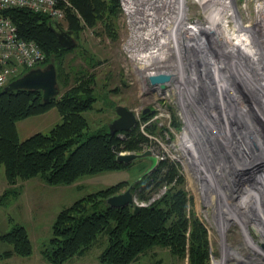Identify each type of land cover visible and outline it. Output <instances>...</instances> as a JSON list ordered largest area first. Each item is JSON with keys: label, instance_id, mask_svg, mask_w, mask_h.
Segmentation results:
<instances>
[{"label": "rangeland", "instance_id": "1", "mask_svg": "<svg viewBox=\"0 0 264 264\" xmlns=\"http://www.w3.org/2000/svg\"><path fill=\"white\" fill-rule=\"evenodd\" d=\"M207 2L199 4L194 0H181L182 22L185 26H194L195 22L202 24H198L201 27L196 26L199 27V34L195 33L194 29L191 35L179 36V40L180 37L184 40L183 45L194 44L191 46V52L183 48L181 43L179 52L174 47L170 52L168 62L173 60V65L178 66V69L188 76L185 81L188 84L182 94L171 83L161 90H148L136 79L131 62L121 48L126 33V24L121 12L117 21V41L113 42L104 35L96 36L89 29L82 32L83 44L100 60L93 67L97 81L94 92L96 101L93 109L84 112L88 119L87 133L93 134L104 126L108 127L116 117V105L132 110L137 118L135 125H138V129L145 133L149 140L141 143L140 150L119 153L149 151L153 157L161 161H171L177 166L179 174L184 178V188L191 197L192 208L207 230L209 264H264V8L263 13L261 9L264 0H246L245 4L236 0L234 6L238 13L234 19L225 18L226 16L219 19V14L212 18L209 12L205 17L204 13L211 7ZM173 18H167L169 25L174 24ZM213 19L217 20L214 22ZM235 19L242 25H248V34L254 43V50L259 53L252 54L248 51L251 47L245 42V37L236 38L229 35L237 29ZM198 35L205 36L207 41L217 37V41L213 42V46L207 42L208 48L202 51V38H197ZM237 39L239 46L235 47L232 43ZM217 42H220V45H217ZM246 47L248 49H245ZM196 49L202 51L200 67L197 66L196 54H192ZM213 59L218 62L226 76L227 85L231 90L233 87L237 91L235 100L230 101L227 97L229 94H223L215 82ZM223 65H227L233 72L235 69L236 75L238 74V78L234 76L236 83L228 76ZM204 67L207 71L205 74ZM160 69L166 71L167 67ZM192 77L195 79H191ZM240 82H244L246 87ZM220 86L224 87L223 84ZM145 109H148V112L150 110L151 114L148 119L143 120L141 115ZM173 117L179 126L173 124ZM60 121L57 110L51 107L42 115L17 121L18 136L22 140L36 132L46 133ZM149 124L154 125V132L146 131ZM249 130H252L254 136L252 132L249 135ZM196 131L199 134L197 137ZM230 133L234 136V141L230 139ZM246 137L254 141L253 147ZM191 147L195 148L194 154L197 155H192ZM246 147L249 153L245 152ZM244 160L248 164L239 167L242 166L240 162ZM140 161L151 165V161L146 158L135 160L128 168L84 175L69 185H48L41 181L38 187L31 188L32 183L29 182L37 178L26 180L27 183L18 199L10 197L6 204L0 206L5 218L0 233L9 231L14 222L23 225L34 240L33 252L29 256L32 259L37 256L34 245L40 246L42 241L50 237L51 224L60 209L91 191L123 180L133 182L143 171ZM0 174L4 177L2 166ZM165 190L167 186L159 188L146 200L135 198L134 205L147 206L160 198ZM252 194L256 196H253V202H250L247 196ZM244 198L245 202L242 204ZM257 200L260 208H256ZM258 209L262 211L259 212ZM107 242V235L100 234L84 255L71 261L72 264H98L97 256ZM7 247V243L0 242V250ZM13 258L21 257L14 255L10 260H14ZM28 258L24 260L32 261ZM130 264H187V259L177 260L172 258L168 249L154 246Z\"/></svg>", "mask_w": 264, "mask_h": 264}, {"label": "trees", "instance_id": "2", "mask_svg": "<svg viewBox=\"0 0 264 264\" xmlns=\"http://www.w3.org/2000/svg\"><path fill=\"white\" fill-rule=\"evenodd\" d=\"M58 5L64 11L59 21L26 7L0 10V15L14 24L19 38L34 42L41 50L43 60L38 67L53 61L59 89L58 95L46 102L40 90H3L29 68L0 86V166L6 183L0 205L17 196L24 181L32 178L48 185H69L84 175L128 168L135 160L124 164L116 161V155L140 150L141 143L149 140L138 125L114 134L105 126L87 133L84 112L93 109L96 101L93 67L100 60L89 52L81 35L89 29L96 36L117 41L119 0H58ZM53 22L71 32L76 40L73 47L66 49L58 42L51 28ZM51 107L61 121L46 133L36 132L21 140L16 122ZM150 114V110L142 113L141 119H148ZM173 124L179 126L174 117ZM146 131L154 132V125H147ZM141 166L143 171L133 182L123 180L91 191L60 209L51 224L50 237L39 246L41 256L50 264L70 262L84 255L105 233L107 245L97 256L101 264H130L154 246L168 249L177 260L186 258L187 264H209L207 230L192 208L177 166L160 159L151 173H147L150 164ZM130 185L137 200L148 199L163 186L167 190L137 212L133 205L111 207L106 203L107 197ZM0 242L9 245L0 250V258L28 257L33 252L26 228L15 222L9 231L0 233Z\"/></svg>", "mask_w": 264, "mask_h": 264}, {"label": "built area", "instance_id": "3", "mask_svg": "<svg viewBox=\"0 0 264 264\" xmlns=\"http://www.w3.org/2000/svg\"><path fill=\"white\" fill-rule=\"evenodd\" d=\"M194 1L198 2V0ZM205 1L209 2L210 8L223 10L221 18L226 16L225 18L232 17L234 19L238 13L234 6L236 5V0ZM239 1L241 4L246 2V0ZM178 2L179 0H119L120 12L126 24V33L121 42V48L125 57L131 62V69L136 79L141 82L143 88H148V90L163 89L159 84H152L149 81V76L167 73L155 67L153 62L158 60V58L165 59L168 57L179 39L178 34L175 32V25H169L170 21L166 18L167 13L169 14L170 12L171 15L176 13L180 3ZM199 4L203 3L199 2ZM258 4L261 5L260 2ZM168 5L171 9H169ZM9 7H26L33 11L46 13L50 18L58 21L64 15L62 7L58 5V0H0V10ZM262 8H264L263 5H261ZM259 9L260 7L257 12ZM204 14L206 17L208 10ZM234 21L238 31L235 29V31L233 30L234 33L232 28L230 29L229 27L233 32L229 33V35H233V37L239 35L241 37L244 34L245 42L254 50V43L248 34L250 28L247 25H242L237 19ZM237 23L241 26L240 31ZM198 24L201 23L195 22L194 25ZM199 36L202 38L200 47L204 51H206L207 42L209 45H214L212 41H207L205 36ZM180 40L183 45V38L180 37ZM192 45L194 44L192 43L190 46L183 45L182 47L190 51ZM202 51L197 49L192 51V54H196L195 58L198 67H200L199 59H203ZM42 60L43 54L39 47L32 41L19 38L16 33V27L10 19L0 15V86L4 85L10 78L17 76L22 69L33 68L40 64ZM144 63L151 64L145 68ZM171 82L173 81L166 82L165 87Z\"/></svg>", "mask_w": 264, "mask_h": 264}, {"label": "water", "instance_id": "4", "mask_svg": "<svg viewBox=\"0 0 264 264\" xmlns=\"http://www.w3.org/2000/svg\"><path fill=\"white\" fill-rule=\"evenodd\" d=\"M58 42L66 49L73 47L76 44V40L73 38L71 32L66 29H62L58 23L53 22L51 27ZM176 79L175 75L171 73H158L149 76V81L152 84H159L161 88H165V83L168 81H174ZM16 89H34L40 90L42 93L43 101H49L50 99L56 97L59 93L56 78V69L53 61H50L43 67H35L25 71L20 76L10 80L4 87L3 90L11 91ZM148 109L142 111V113H147ZM116 117L110 122L108 129L109 133L114 134L120 131L131 130L136 123L135 113L122 106L116 105L115 107ZM149 159L151 165L147 170V173L153 172L159 164V159L153 157L149 151H144L142 153H119L116 155V161L128 164L136 159ZM133 193L132 186H128L123 192H119L110 195L106 199V203L111 207H122L126 205H133ZM134 212L139 210L138 205H133Z\"/></svg>", "mask_w": 264, "mask_h": 264}, {"label": "bare ground", "instance_id": "5", "mask_svg": "<svg viewBox=\"0 0 264 264\" xmlns=\"http://www.w3.org/2000/svg\"><path fill=\"white\" fill-rule=\"evenodd\" d=\"M179 2H180V5H179V9H177V11H176V13L173 15V17L175 18H173V17H170L171 16V14H170V12H169V14L167 13V15H166V17L167 18H173L172 19V22H174V28H175V32H176V34H178V36H180L181 34H183L184 36L186 35V34H188V35H191L193 32H194V29H196V31H195V33H198L199 34V27H201V26H199V27H196L197 25H194V26H185V23H183L182 22V19H183V10H182V7H181V0H179ZM198 2H200V3H203V0H198ZM204 2H205V0H204ZM208 3V2H207ZM168 7H169V5H168ZM210 7V6H209ZM169 9H171V7H169ZM182 10V11H181ZM262 10H263V8H262ZM172 11V10H171ZM175 12V11H174ZM208 12H209V15H212V18H215V17H217V14H219L220 16L222 15V13H223V10L222 9H219V8H209V10H208ZM172 13V12H171ZM218 15V16H219ZM221 18V17H220ZM210 20V19H209ZM214 20V19H213ZM217 20V19H216ZM216 20H214V22L216 21ZM166 21V20H165ZM219 22V21H218ZM212 24V23H211ZM217 24V23H216ZM215 24V25H216ZM238 24V23H237ZM209 25V24H208ZM207 25V26H208ZM218 25V24H217ZM211 26V25H210ZM238 26H239V30H240V24H238ZM248 26V25H247ZM193 31V32H192ZM241 31H242V29H241ZM207 32V31H206ZM211 32V31H210ZM243 32V31H242ZM194 33V34H195ZM208 34V33H207ZM220 34V33H219ZM226 34V33H225ZM197 35V34H196ZM220 36V35H219ZM198 37H199V35H198ZM197 37V38H198ZM236 37H239V35H236ZM242 37H245L244 36V34H243V36H241L240 38H242ZM197 40V39H196ZM202 40V39H201ZM217 41V37H215L213 40H212V43L214 42H216ZM179 43H181L180 42V40L178 39V41H177V43H176V45L174 46V48L176 49V51H178L179 52V49H180V45L181 44H179ZM220 45V42H217V45ZM232 44H234V46L236 47V45H237V47L239 46V43H238V39L237 40H235V42L234 43H232ZM248 44V43H247ZM199 46V45H198ZM244 46V45H243ZM247 46V45H246ZM231 48V47H230ZM238 49V48H237ZM246 49H248L247 47H246ZM263 49V48H262ZM203 50V49H202ZM229 50V49H228ZM233 51H235V48H233L232 49ZM231 50V51H232ZM250 50V52L252 53V54H256L257 52L259 53V51H256V50H252L251 48H249L248 49V51ZM214 51H215V47H214ZM208 52V51H207ZM227 52V51H226ZM206 54V53H205ZM213 54V53H212ZM236 55V54H235ZM261 55V54H260ZM211 56V55H210ZM209 56V57H210ZM214 56V55H213ZM172 57V56H171ZM220 57V56H219ZM173 58V57H172ZM216 58H217V56H216ZM170 59V55H169V58H165V59H163V58H158V60H155L154 62H153V64L155 65V67H157L158 69H160V67H164V68H166L167 67V69H166V72L167 73H171L172 75H175V77H176V79L173 81V83L171 82V84H173L174 86H175V88L176 89H179L178 91L182 94V91H183V89L184 88H186L187 87V82H185L186 80H187V78H188V76L185 74L184 75V72H182V71H180V69H178L179 67L177 66V67H175L174 65H173V63H172V61L169 63L168 61H170L169 60ZM178 59V58H177ZM207 59V58H206ZM215 59V58H214ZM213 59V60H214ZM229 59V58H228ZM233 59V58H232ZM218 60V59H217ZM220 60V59H219ZM208 61V60H207ZM215 61V60H214ZM205 62V61H204ZM210 62V61H209ZM165 63H168V64H170V65H168V64H165ZM206 63V62H205ZM145 64V68H147V67H149L150 66V64L151 63H149V64H146V63H144ZM165 64V65H164ZM185 64V63H184ZM210 64V63H209ZM214 64V66H215V68L214 67H212V69H213V71H214V74H215V79H216V81L215 82H217V84H218V87L223 91V94H224V92L226 93H228L229 95L227 96L229 99H230V101H232L233 99L235 100L236 99V95H237V91L232 87V90L230 89L231 87L229 86V85H227V79H226V76L222 73V71H221V69H220V66L218 65V62H216L215 61V63H213ZM220 64V63H219ZM179 65V64H178ZM205 66V65H204ZM222 66V65H221ZM224 67H226L225 69L227 70V72H228V76L229 77H231L232 78V80L235 82V80H234V76L236 75V71H235V69H234V72H233V70H231V68H228L227 67V65H223ZM175 67V68H174ZM209 67V66H208ZM211 67V66H210ZM229 70H228V69ZM234 68V67H233ZM176 69V70H175ZM161 70H163V69H161ZM179 70V71H178ZM223 70V69H222ZM148 71V70H147ZM164 72H165V70H164ZM205 72H207L206 71V67H204L203 68V74H205ZM236 72V73H235ZM198 73H200V70H199V72ZM234 74V75H233ZM238 75V74H237ZM236 75V76H237ZM190 76V75H189ZM190 78V77H189ZM236 78V77H235ZM237 78H238V76H237ZM191 79H195L194 77H192ZM213 79V78H212ZM201 81V80H200ZM243 81V80H242ZM212 83V82H211ZM236 83V82H235ZM240 83H242L243 84V86H245V84H244V82H240ZM240 83H238V84H240ZM261 83V82H260ZM216 84V83H215ZM224 85V87L222 88V86H220V85ZM241 84V85H242ZM263 85H264V83H263ZM186 86V87H185ZM238 86H240V85H238ZM246 87V86H245ZM218 88V89H219ZM240 88L241 89H244V88H242V86H240ZM221 90H220V92H221ZM225 96V95H224ZM233 103H235V102H233ZM262 104H264V103H262ZM232 105V104H231ZM209 109V108H208ZM235 116V115H234ZM237 118H239L240 119V117H237ZM236 117H235V119H237ZM238 120V119H237ZM245 120V119H244ZM193 126V125H192ZM192 126H191V128H192ZM245 126V125H244ZM194 127V126H193ZM241 127V126H240ZM222 129V128H221ZM247 129V128H246ZM235 130H236V128H235ZM252 132V130H249V135H251L252 134V136H254L253 135V132ZM221 133V132H220ZM241 133V132H240ZM251 133V134H250ZM194 134V133H193ZM238 133H236V136H237V138H238V135H237ZM230 135H231V133H230ZM197 136H199V134L197 133V131H196V137ZM230 139L232 140L233 139V141H234V136L233 135H231L230 136ZM246 139H248V141L250 140L251 141V143H252V147H253V140H251V138L250 137H246ZM192 140V139H191ZM226 146L228 147V144H226ZM257 146V145H256ZM227 149H229V147L227 148ZM190 150H192V155H197V154H194L195 153V148L194 147H191V149ZM245 152H248L249 153V150H248V148L246 147L245 148ZM228 152H230V150H227ZM251 151V150H250ZM254 151V150H253ZM260 153V152H259ZM261 154V153H260ZM230 155V154H229ZM259 156V155H258ZM262 158V157H261ZM206 159V158H205ZM258 159V158H257ZM195 160V159H194ZM258 163V162H257ZM248 163L246 162V160H244V161H242V162H240V165H242V166H239V167H244V166H246ZM256 164V163H255ZM213 174H215V173H213ZM252 174H254V172L252 171ZM250 177V176H249ZM249 189V188H248ZM253 192V191H252ZM253 196H256V195H254V194H252V195H248L247 196V200H250V202H253L252 201V199H253ZM258 196H259V194H258ZM261 198V197H260ZM256 201V200H255ZM243 202H245V198L243 199V201L241 202L242 204H243ZM257 202H258V200H257ZM263 202V201H262ZM241 203H240V205H239V207L241 206ZM252 204V203H251ZM257 206L258 207H256V208H260V203L258 202L257 203ZM259 210V212H260V210L261 209H258ZM262 211V210H261ZM221 225L223 226V222L221 221ZM223 262V261H222ZM222 264V263H221Z\"/></svg>", "mask_w": 264, "mask_h": 264}, {"label": "crops", "instance_id": "6", "mask_svg": "<svg viewBox=\"0 0 264 264\" xmlns=\"http://www.w3.org/2000/svg\"><path fill=\"white\" fill-rule=\"evenodd\" d=\"M46 112H44V113H46ZM44 113H42V114H44ZM26 183L27 182L24 181V183L22 185V188L20 190V193L17 196H15L14 198L18 199V197L21 195V191L23 190V187H24V185H26ZM29 183H32L30 185L31 188H35V187H38L42 182H41L40 179L37 178V179H35V180H33V181L29 182ZM5 187H6V183H5L4 177H2L1 174H0V195L3 192ZM1 212H2V214H1ZM2 222H5V218H4V215H3V211H0V228L2 227ZM33 237L35 238L36 236L33 235ZM31 240H33V239L31 238ZM32 242H34V240ZM34 246H35V250L37 251V256H33L32 259L28 256L29 258L28 257H21V258H18V259L13 258L14 260L11 261L10 259L14 256L13 255V256H10V257H7V258H0V264H50L41 256L40 251H39V246L38 245H34ZM26 258H28V260L31 259L32 261L28 262L27 260H24ZM70 262L68 264H72L73 263V262H71V263ZM98 264H101V263L98 262Z\"/></svg>", "mask_w": 264, "mask_h": 264}]
</instances>
